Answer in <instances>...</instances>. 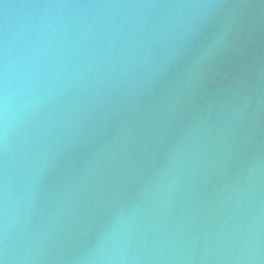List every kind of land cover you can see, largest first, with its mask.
<instances>
[{"label":"water","instance_id":"water-1","mask_svg":"<svg viewBox=\"0 0 264 264\" xmlns=\"http://www.w3.org/2000/svg\"><path fill=\"white\" fill-rule=\"evenodd\" d=\"M0 264H264V0H0Z\"/></svg>","mask_w":264,"mask_h":264}]
</instances>
